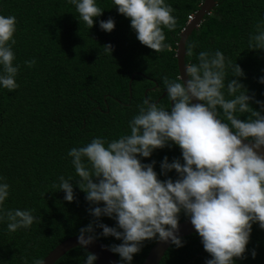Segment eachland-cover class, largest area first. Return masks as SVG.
<instances>
[{
  "label": "trees",
  "instance_id": "obj_1",
  "mask_svg": "<svg viewBox=\"0 0 264 264\" xmlns=\"http://www.w3.org/2000/svg\"><path fill=\"white\" fill-rule=\"evenodd\" d=\"M202 2L165 0L175 9L172 15L177 27L164 29L172 51L156 53L139 42L130 19L118 13L113 0H96L104 12L94 18L91 29L79 22L69 0H0V15L17 18L13 51L14 64L20 65L19 88L9 92L0 85V183L10 185L3 207L34 209L37 217L31 228L16 232H9L7 222L0 221V264H34L63 240L79 235L94 219L76 180L71 181L76 196L73 202L65 201V193L53 187L60 176L78 179L68 152L93 138L112 140L130 133L129 122L138 113V105L147 97L156 102L165 91L163 77L179 75L175 58L179 33ZM109 18L115 21L110 33L99 26ZM259 22H264V0H215L211 13L186 40L185 51L193 42L197 47L191 57L185 53V63H197L201 51L220 50L242 68L245 77L240 82L249 94L264 102V84L259 83L264 77V50L248 48L249 36ZM106 44L112 45V53L105 51ZM33 58L36 64L27 67L24 62ZM156 103L170 108L167 94ZM251 106L261 110L259 104ZM165 156L169 162L174 158L183 162L176 145L155 150L142 162L156 161L154 170L160 174ZM168 177L176 179L177 174L172 171ZM186 219L181 213L180 222ZM100 222L116 226L108 217H101ZM95 231L99 234L102 229ZM181 238L183 246L171 244L159 264H206L211 259L197 233ZM97 240L107 247L122 242L103 236ZM156 241H145L131 264H142ZM246 248L245 258H234L235 264H264V229L258 224H253ZM86 252L73 248L54 264H85Z\"/></svg>",
  "mask_w": 264,
  "mask_h": 264
},
{
  "label": "clouds",
  "instance_id": "obj_2",
  "mask_svg": "<svg viewBox=\"0 0 264 264\" xmlns=\"http://www.w3.org/2000/svg\"><path fill=\"white\" fill-rule=\"evenodd\" d=\"M69 2L75 6L79 22L90 29L94 18L104 12L96 0ZM113 2L118 13L130 19L142 45L156 53L172 51L164 29L174 31L177 18L165 0ZM99 26L110 33L115 21L101 20ZM16 31L17 18L0 15V85L9 92L19 88L20 65L14 64L13 51ZM103 47L112 53L111 44ZM196 47V42L189 44L187 56ZM248 48L264 50V22L255 25ZM196 59L197 63H185L183 75L163 77L170 108L147 97L129 122V134L112 140L93 138L68 152L78 179L60 176L53 187L65 193L67 202L76 199L73 180L86 194L88 212L94 219L79 231L81 247L99 236L114 237L122 242L108 250L120 257L121 264H131L145 241H170L182 247L177 233L183 213L211 257L206 264H235L234 258H245L253 224L264 229V102L249 94L240 82L245 77L242 68L222 51H201ZM24 64L31 68L36 59ZM259 83L264 84V77ZM253 102L261 110L254 109ZM245 115L246 119H240ZM172 145L179 147L183 162L179 158L169 162L165 156L160 174L154 170L156 161L142 162L155 150ZM172 171L176 179L168 177ZM160 175L168 178L162 180ZM9 192L10 185L0 183V221L7 222L9 232L31 228L37 222L34 209L3 207ZM101 217L115 220L116 226L100 222ZM96 228L102 232L97 234ZM251 255L255 258L256 252ZM96 260L95 254L86 252L85 264ZM34 264H44V260L36 259Z\"/></svg>",
  "mask_w": 264,
  "mask_h": 264
},
{
  "label": "water",
  "instance_id": "obj_3",
  "mask_svg": "<svg viewBox=\"0 0 264 264\" xmlns=\"http://www.w3.org/2000/svg\"><path fill=\"white\" fill-rule=\"evenodd\" d=\"M214 4H215V0H203L198 10L193 14L192 18L187 22L186 26L179 33V39L176 45V53H175L178 74L179 73H181L182 75L184 74V66H185L184 59L186 53L185 43L187 38L192 33V31L200 25L203 18L211 13ZM133 76L134 74L131 75V78L129 80L130 93H131L130 84ZM165 95H166V90L160 95V97L156 100V102H158V100L164 97ZM194 233H196V231L192 226V224L190 223L189 219H186L185 221L179 223V232L177 233V235L180 238ZM170 245H171L170 241L165 243L157 240L149 249L142 264H159L165 252L170 247ZM76 247H80L86 250L87 252L95 254L97 256V260L95 261L96 264H119L115 255L108 250V247L97 239L91 245H88L86 248L81 247L78 244V235L71 236L60 242L58 245H56L43 258L44 264H54L65 253Z\"/></svg>",
  "mask_w": 264,
  "mask_h": 264
},
{
  "label": "built area",
  "instance_id": "obj_4",
  "mask_svg": "<svg viewBox=\"0 0 264 264\" xmlns=\"http://www.w3.org/2000/svg\"><path fill=\"white\" fill-rule=\"evenodd\" d=\"M193 14H191L190 16H188V21L192 18Z\"/></svg>",
  "mask_w": 264,
  "mask_h": 264
}]
</instances>
